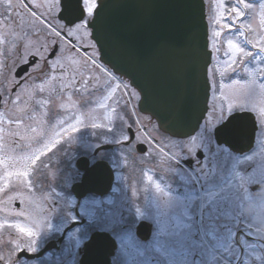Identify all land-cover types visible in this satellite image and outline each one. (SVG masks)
Segmentation results:
<instances>
[{"label": "snow or ice", "instance_id": "6c2138e0", "mask_svg": "<svg viewBox=\"0 0 264 264\" xmlns=\"http://www.w3.org/2000/svg\"><path fill=\"white\" fill-rule=\"evenodd\" d=\"M30 2L32 7H29L25 0H19V3L14 0H0V7L4 9V13L0 16L5 17L0 19V25L7 27V21L11 22L10 31L13 42L10 51L19 56V59H14L13 68L17 64L23 68L15 79L17 89L24 88L31 74L29 69H35L40 60L47 62V57L40 52L41 48L54 60L48 63L50 71L59 64L60 47L55 40L50 43H41L30 58L27 53L19 52L20 48H27L32 43L29 30L32 36L38 38L42 29L46 31V36L59 37L68 25L75 24L77 29L87 28L96 23L93 13L96 12V16H99V12L96 11L97 0H80L82 7L81 15L77 18L80 21L79 24L76 20L61 16L59 13L55 17L52 16L53 10L61 7V0H30ZM240 6L244 9L253 8L252 3L235 0V6L231 7V12L237 17L244 16ZM99 7L103 8V4L101 3ZM15 8H20L21 11L15 12L14 15L9 14L10 10ZM33 8L37 10L45 8L46 14H38V11ZM260 8L264 17V4H261ZM85 10L87 17L84 15ZM25 16L28 17L27 20L24 19ZM63 19H67L68 24H55L56 20ZM216 22H220L218 18ZM224 27L231 28L232 25L225 23ZM237 32L239 36L244 37L245 44L253 43L247 39L242 30L238 28ZM220 34V32L215 33L216 36ZM65 35L70 36L72 33L65 32ZM5 39V36L0 35V42ZM227 44L229 51L225 52V55L231 54L232 64L236 63L237 54L251 58L250 62L257 61V54L235 44L233 40L229 39ZM258 47L259 53L264 54V46ZM258 62L264 63V55H259ZM91 63L95 65V60H91ZM60 67L63 68V65ZM105 71L107 72L106 69ZM257 71L264 72V69H257ZM107 74L109 76L107 86L111 87L112 74ZM248 74L253 77L251 81L241 85L239 80H233V84L241 85V88L247 87L248 84H255L256 73L249 71ZM45 75L47 79H41V83L37 85L40 93H44L46 86L57 79L54 72L52 75L47 73ZM63 79L61 76V83L49 88L48 91L59 97L63 94L64 88L73 87L75 84L74 77L69 83H64ZM96 79L99 82V78ZM84 83L86 84L87 81ZM100 87L105 86L100 85ZM258 87L260 89L259 103L264 105V83H260ZM124 88L127 89L128 85H124ZM76 91H80V87H77ZM17 99H20L19 95ZM103 99L105 102L99 106L109 107L106 102L112 99L111 93ZM225 99L228 98L225 97ZM0 100H3L2 95ZM49 102L50 99H43L34 103L40 106L47 105ZM60 107L63 105L61 104ZM243 110L253 112L258 110L260 116L264 117V107L257 109L256 103L249 105L229 102L226 108L223 106L219 110L213 108V120L206 122L198 135L189 134L187 142H172V147L178 148V152H174L172 147H169L167 151L163 147L158 149L165 159L158 161L155 165L159 169L155 173L156 178L145 174L147 184L150 186V189L146 188L145 191L155 192L158 203L154 204L150 201L144 208L132 206L130 214L126 216L119 210L115 199H94L78 205H74L71 200H66V206L60 208L57 207L56 202H53L50 211L57 213L59 220L55 231L61 234L60 239L66 236L57 264H81V253L98 235L106 236L111 243L109 264H264V232L260 229L253 232L251 224L246 225L245 217L237 214L236 211L238 201L253 197L264 199V167L258 172L252 164L253 155L238 158L233 155L230 148L225 147L228 144L229 128ZM112 111L116 110L112 109ZM105 119L111 120V115H107ZM119 119L123 121L124 117L120 116ZM64 123V120H60L61 125ZM76 124L83 125V121L77 120ZM69 127L73 132H80V128L75 125L69 124ZM90 127L97 129L103 125L92 123ZM108 131L111 132L112 129L109 128ZM56 135L60 136V133ZM84 135L90 134L81 133V138ZM43 139L44 133H41L37 143H43ZM123 139L128 141L129 137L125 135ZM59 143L61 140H54L50 145L45 144L44 148L51 151ZM67 144L70 148L71 141H67ZM143 151L144 154L147 153V149ZM46 154V151L41 150L35 156L33 164L35 165L36 161H40L41 156ZM65 157L64 161L59 162L58 171H53L51 163L43 161L41 163L45 169L49 170V179L59 176L64 184L62 191L69 193L75 185L85 181L93 169L102 165L120 167L122 161L126 163L124 157L117 159L108 156L100 143L95 146L87 145L77 148L76 155L71 157L66 151ZM0 163L4 162L0 161ZM38 171L33 168L31 174L25 171L15 175L28 178ZM6 175L12 176L13 173L8 172ZM27 186L29 189L33 187L32 179H27ZM253 186L256 189L255 193L249 191V188ZM115 191L113 189V192ZM57 196L59 199H66L59 194ZM48 198V196L44 197L45 200ZM15 215L22 217L25 213L20 211ZM148 221L153 224L150 232L152 238L143 242L133 228L138 222ZM5 226L16 230V239L8 241L10 246L8 257L0 255V262L4 264H20V254L35 253L37 237L41 231H51L53 228V225L47 221L36 223L35 229L18 222L0 224V228ZM65 228H68L67 233H64ZM22 238H26L23 245L19 242ZM253 240H255L254 244L251 242ZM13 255L16 256L15 260L12 259Z\"/></svg>", "mask_w": 264, "mask_h": 264}, {"label": "rangeland", "instance_id": "374dc122", "mask_svg": "<svg viewBox=\"0 0 264 264\" xmlns=\"http://www.w3.org/2000/svg\"><path fill=\"white\" fill-rule=\"evenodd\" d=\"M248 1L245 0L246 3H252L253 8L244 9L240 6L241 11H247V17L245 19H239L240 17H237L233 13L232 20L235 21V27H233L234 21L232 25V23H228L230 22L228 19H226V21L223 19V14L225 13L226 8L231 5V0H207L208 20L212 41L211 48L214 53V62L211 66V73H215L216 76L214 75L213 77V92L210 98V106L204 122L202 123L201 130L206 122L213 120V108L217 110H219L221 106L226 108L229 102H235L237 104L245 103L249 105L256 103L257 109L264 107V105L259 103L260 89L258 87L260 83H264V72L257 71V69H264V63L258 62L259 55H264L259 53L258 47L264 46V22H262L264 17H262V9L260 8V5L264 4V0H260L259 2ZM44 9L45 8H42V10ZM58 10L59 8L54 9V11ZM217 18L220 21L219 23L216 22ZM225 23L231 24L232 27H224ZM238 28L245 33L248 40L253 42L252 44H248V47H245L244 44L241 43L244 37L238 35ZM64 30L65 32H71L72 35L70 36L73 37L74 41L78 44L87 46L90 49L89 52L92 54L89 53L85 55L78 51V54L74 55L77 52H74L69 41L66 40L65 37H62L61 39L59 38L60 36L57 37L58 41L61 42L63 46V56L65 58V62L62 64L63 67H72V69L77 72L78 76H74L75 84L73 87L64 88L63 94L59 97L55 93H50L48 89L53 86H58L61 83V80L51 81V83L46 86V91L44 93H39V97L35 99V101L50 99V102L47 105L36 106L34 103L35 101H31L28 90H34L35 88L33 85L35 83V85H39L41 81L34 82V77H32L29 86L21 89L22 93L21 90H18L15 93L12 92V87L15 85V79H17L12 76L13 73L10 75V81H2L5 75L4 60L7 58V55L13 56L16 55V53L10 51L13 42L11 32H2V27H0V35L6 37V39L0 43V88L2 89L0 91L5 97L4 102L0 103V161L4 162L0 163V224L6 225L7 223L18 222L24 226L33 227L35 229L36 223L41 221L51 223L53 225L52 230H43L37 237V250H39L46 241L53 238L55 239L60 235L55 231V228L59 224L57 213L50 211L53 202H56L58 208L65 207L66 200H71L74 205L78 204L77 199L71 192L62 191L64 184L59 176L55 179H49L50 172L43 167L41 161L51 163L53 165V171H58L60 166L59 162L66 159V151L69 153V157H71L76 155L77 148L86 147L87 145L95 146L97 143L115 144L123 140L125 135H128L127 127L130 125L139 131L137 132L138 138H143L145 141L148 140L152 145L154 136L166 139L169 142L170 147H172V142H187L171 139V137L166 136L163 131L158 128L155 119L149 114L142 113L138 110L137 102L140 97L139 91L134 87H130L128 81H126L124 84L128 85L129 91L127 93L117 75L110 71V69L99 60V50L90 36V29L88 27L77 29L74 25L72 29L69 30L66 28ZM216 32H220L221 34L216 36ZM29 37L31 38L32 43L29 47L22 48L24 53L34 52L41 43H50L55 39L52 36H46L45 33L42 39L40 36L39 38H34L31 34ZM214 39L218 43L219 49L217 46L215 49ZM229 39L233 40L235 44L245 47L246 50L257 54V61L250 62L251 58L242 57L237 54L235 57L236 63L232 64L231 54L225 55V52L229 51L227 44ZM93 59L95 60V65L91 63V60ZM83 60L86 62L83 63ZM232 70H235V75L230 74ZM249 71L256 73L254 77L256 83L248 84L247 87L241 88V85H245L246 82L253 79V77L249 76ZM53 72L54 71H50V75H52ZM107 73L112 74L111 87L107 86V82L109 81ZM54 74L58 77L63 76L64 83L71 82V80H68L65 77L66 72H64V70L61 74L56 72H54ZM97 77L99 78V82H97ZM233 80H239L241 85H234ZM85 81H87L86 84L84 83ZM7 84L8 86H6ZM100 85H104L105 87L101 88ZM117 85H119V87H117ZM77 87H80V91H76ZM90 87L95 90V97L91 98V102L88 103L86 95L87 90ZM36 89L38 90V88ZM72 90L77 93L71 92ZM109 93L112 95V99L106 102L109 107L101 108L99 105L102 102H105L103 98ZM17 95L20 97L19 100L17 99ZM128 96H130V98ZM225 97L228 99H225ZM61 104L63 107H60ZM24 109H27L25 110L26 113H24ZM112 109H115L116 111L113 112ZM58 111H61L60 113L62 114L64 113V116L54 119V114ZM254 113L259 122L257 147H254V149L256 148L255 150L253 149V151L246 154L253 155L252 164L255 163V167L260 169L261 167H264V147L262 146V141L264 140V117L260 116L258 110ZM109 114L111 115V120L105 119ZM120 116L124 117L123 121L119 119ZM45 119L47 122L64 119L65 123L64 125H42ZM77 120H82L83 125L76 124ZM92 123L101 124L103 127L92 129L90 127ZM69 124L80 128V132H73L69 127ZM109 128L112 129L111 132L108 131ZM34 129L35 131H33ZM84 132H87L90 135H84L81 138V133ZM199 132L196 135H198ZM41 133H44L43 143H37ZM56 133H60V136H57ZM73 139L78 140V142L75 145V151L70 152L67 141L70 140L72 145ZM54 140H61V143L57 144L51 151H47L44 148V145H50ZM162 144L163 148L168 147L167 142L164 141ZM173 148L174 152H178L176 151L178 148L172 147V149ZM119 149L121 151L117 149L118 151L113 150L107 152L115 154V158L117 159L121 158V152H124L127 157L131 155V153L129 154V152L122 147ZM41 150L46 151L47 154L41 156V160L36 161L34 165L33 160ZM57 154H62L61 156L63 159L61 160L59 156V161L56 164L58 158H56ZM149 155L150 153L148 151L146 154H136L135 158H137L136 160L138 161H146ZM122 164L123 162H121V166ZM121 166L117 168L119 171L117 174L118 179L116 180L115 187H113L116 191L113 192L112 189L110 194L106 197V200L115 199L119 210L123 212L122 202H124L127 197H125V195L122 196L119 192L121 188L119 184L121 183L124 174L121 171ZM33 168L38 169L39 171L35 175H30L28 178L22 175H15L16 173H23L25 171L31 174ZM8 172H12L13 175L7 176L6 173ZM29 178L33 181V187L31 189L27 186V179ZM6 185L7 187H5ZM57 194L66 199H59ZM45 196H48L49 198L45 200ZM156 199L157 194H153L149 201L155 204L158 201V199L157 201ZM91 200L93 199L88 196L82 199L79 204H84ZM16 201L21 202L19 207L15 206ZM259 201H264V199ZM20 211H23L25 215L22 217L16 216L15 213ZM12 239H16L15 229H9L6 226L0 228V255H4L6 258L8 257L10 247L8 241ZM25 240L26 238L19 240L21 245L25 243ZM64 241H66V238L62 241L63 243L59 250L48 252L42 258L22 259L20 260V264H57V260L61 256V249L64 246Z\"/></svg>", "mask_w": 264, "mask_h": 264}, {"label": "water", "instance_id": "95a60500", "mask_svg": "<svg viewBox=\"0 0 264 264\" xmlns=\"http://www.w3.org/2000/svg\"><path fill=\"white\" fill-rule=\"evenodd\" d=\"M97 5L99 16L93 13L96 23L89 27L100 60L138 89L139 109L153 116L162 130L177 137L195 133L208 110L211 87L205 0H98ZM81 7L80 0H61L59 14L77 22ZM20 71L23 68L16 74ZM256 130L255 114L241 111L229 128L227 146L234 151L250 149ZM138 149L143 151L145 145L138 144ZM112 181L110 165H102L72 190L79 198L89 191L104 193ZM144 224L138 226L139 235L147 232ZM54 247L52 240L39 253L20 256H39ZM111 249L108 238L98 235L84 248L81 264H107Z\"/></svg>", "mask_w": 264, "mask_h": 264}, {"label": "flooded vegetation", "instance_id": "af4514ba", "mask_svg": "<svg viewBox=\"0 0 264 264\" xmlns=\"http://www.w3.org/2000/svg\"><path fill=\"white\" fill-rule=\"evenodd\" d=\"M14 2L19 3V0H14ZM25 3H28L29 7H32V4H31L30 0H25ZM33 10L38 11V14L39 13H45L46 14V9L42 10V8H40V9L37 10V9L33 8ZM59 10H60V8H59ZM17 11H21V9L20 8L12 9V10H10L9 14L14 15V13L17 12ZM58 11H54L53 10L52 16L55 17L57 15V13H59ZM2 13H4V9L2 7H0V14H2ZM0 19H5V17L4 16H0ZM24 19L27 20L28 17L25 16ZM49 19H51V17H49ZM7 24H8L7 27H5L4 25H0V27H2V32H11L10 31L11 22L7 21ZM55 24H64V23L61 20H56ZM67 29L70 30V28H67ZM44 33L46 34V31L42 29L40 31V33H39V36H40L41 39H42ZM62 33H64V31H62L61 34ZM30 34H31V31L29 30V35ZM69 37H70V40H72V42H73V37H71V36H69ZM34 38H36V36H34ZM54 38H55L54 40L57 42V44H59L60 51H59V54H58V56H59V64L52 71H54V72H56L58 74H61L63 72V70H64V72H66L65 77L68 80H71L74 76H78L77 72H75L72 69V67H69V68H64V67L61 68L60 67V65H62L63 62H65V58L63 56V46H62L61 42L58 41L57 37H54ZM72 49L74 50L75 53L77 52L74 55H77L78 51H80V53L85 54V55L90 53L89 52L90 49L87 46L82 45V44H78V45L76 44L75 45L74 42L72 43ZM35 51L27 53L29 58L31 57L32 54L35 53ZM50 51H51V49H50ZM19 52L21 54H24L22 48L19 49ZM40 52H41L42 55L47 57V62L45 60H40L39 64L36 66L35 69H29L31 74L28 76L27 83L24 85V87L29 86L30 79L32 77H34V82H38V81H41V79H44V80L47 79V76L45 75L46 73L48 75H50V73H49L50 69L48 67V63L54 62V60H53V58L51 56H49L48 53L44 52V50L42 48L40 49ZM14 59H19V56H17V55H13V56L12 55L11 56L7 55V58L4 60V66H5L4 72H5V75H4V79L2 81H7V82L10 81L11 73H13L12 76H14L15 78H18L17 77L18 75L16 74V70L18 69V67H20V65L17 64L16 67L13 68ZM85 62L86 61L83 60V63H85ZM56 77H57L56 80H60L61 76H59V77L56 76ZM35 84L33 85V87L35 88L34 90H28L31 101H33V100L35 101V99L39 97L38 94L40 93L36 89L37 85H35ZM6 86H8V84ZM0 90H2V89L0 88ZM18 90H21V89H17L15 87V85H13L12 92L15 93ZM71 92L77 93L74 90H72ZM21 93H22V90H21ZM94 94H95V90H93L91 87L88 88L87 95H86L87 98H88V101H87L88 103L91 102L90 101L91 98L95 97ZM0 95L3 96V100H0V103H3L5 97H4V94L1 91H0ZM25 110H27V109H24V113H26ZM60 112L61 111H58V112H56L54 114L55 115L54 119H58L61 116H64V113L62 114ZM66 118H67V114H66ZM62 120H64V119H62ZM42 125H61V124H60L59 120L58 121L53 120V121L47 122L46 119H45V121H44V123ZM200 130H201V128L199 129V131ZM137 132H139V131L134 129V139L132 141H130L129 144H124V140H122L123 143L122 142H120V143L117 142V143H115L113 145V147L103 150L108 156L114 157V158H115L116 155L112 154V153H109L107 151H113V150L116 151L117 149L120 150L119 148L122 147L124 150H127V152H129V154L131 153V155H130L131 157L130 156L127 157V156H125L124 152L123 153L122 152L121 153L120 152H116V153H120L121 157L126 158V163H124L122 161L123 164L121 166V168H122L121 171L124 174H123V179H121L122 181L119 184V186L121 187L119 192L122 194V196L125 195V197H127V199L124 202H122L123 203V207H122L123 213L126 216L130 214L132 206L141 207V208L146 207L148 205V203L150 202L149 201L150 197H152L153 194H156L155 192H153L151 190L145 191L146 188L150 189V186L147 184L145 174L153 175L154 179L156 178L155 173H157L159 171V169L156 168L155 165L157 164L158 161H161V160L165 159L163 154H160L158 152V149L163 147L162 143L164 141L168 143V147L165 148V151H167L169 149V147H170L169 142L166 139L154 136L152 142H154L155 145H154V143L152 145L148 140L145 141V139H143V138H140V137L138 138V133ZM127 136L129 137V135H127ZM166 136L169 137V135H167V134H166ZM75 139H78V138H75ZM175 139H177L179 141H187L188 137L187 138H175ZM77 142H78V140H74V139L72 140V145L69 148L70 152H74L75 151L74 148H75V145L77 144ZM140 142H143L145 144V149H147V152L149 151V153H150V155H149V157H148V159L146 161L145 160L138 161V160H136L137 158H135L136 154H144V151L140 152L138 150V143H140ZM172 150H174V148ZM176 151H179V149H177ZM246 153H248V152H242L240 154L233 153V155L238 157V158H242L243 156L247 155ZM61 155L57 154L56 158L57 157L58 158H57L56 164L59 161V156H60L61 160L63 159V157ZM132 157H134V158H132ZM253 165L255 166V163H253ZM110 166L113 168V172H114V180H113V185H112L111 189L109 191H107L106 193H103V194H98V193H94V192L92 193L91 192L90 194H88V196L91 199H93V200L94 199L95 200L105 199L106 200V197L108 196V194H110V192L112 191L113 187H115L116 180L118 179L117 178V174L119 173V171L117 169L118 167H114L112 165H110ZM130 168H132V169H130ZM260 169H257V171L259 172ZM127 176H128V178H127ZM58 183H59V181H58ZM122 185H124V186H122ZM61 186H63V185H61ZM249 191L255 193L256 189L253 186V187L249 188ZM155 198H156V196H155ZM259 200H262V199L253 197L252 199H247V200L244 199V200L238 201V206L236 208L237 214H242L243 217H245L244 223L246 225L247 224H251V230L253 232H255L257 229H260L262 232H264V201H259ZM156 201H157V199H156ZM157 203H158V201H157ZM140 223L141 222H138L137 226H134V228H133L134 232H137V229H138V226H139ZM144 225L146 226L147 232H144L141 235L138 234V236L141 238V240L143 242H147V241L151 240V238H152L151 235H150V232L152 230L153 224H152L151 221H148V222H145ZM251 242L254 244L255 240H253ZM62 243H61V245H62ZM249 251H251V250H249ZM256 251L258 252V249ZM111 252H112V249L110 250V252H107V257H106L107 261L105 260V263L107 262V264H109V262L111 260V256H110Z\"/></svg>", "mask_w": 264, "mask_h": 264}]
</instances>
